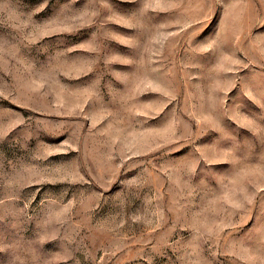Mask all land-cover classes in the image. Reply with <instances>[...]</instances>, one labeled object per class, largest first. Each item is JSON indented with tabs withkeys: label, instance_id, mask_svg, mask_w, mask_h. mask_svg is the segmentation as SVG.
<instances>
[{
	"label": "rangeland",
	"instance_id": "obj_1",
	"mask_svg": "<svg viewBox=\"0 0 264 264\" xmlns=\"http://www.w3.org/2000/svg\"><path fill=\"white\" fill-rule=\"evenodd\" d=\"M0 264H264V0H0Z\"/></svg>",
	"mask_w": 264,
	"mask_h": 264
}]
</instances>
